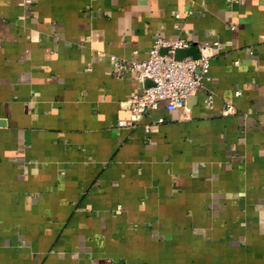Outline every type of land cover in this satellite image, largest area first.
<instances>
[{"label": "crops", "instance_id": "1", "mask_svg": "<svg viewBox=\"0 0 264 264\" xmlns=\"http://www.w3.org/2000/svg\"><path fill=\"white\" fill-rule=\"evenodd\" d=\"M157 37L220 46L135 117ZM0 264H264V0H0Z\"/></svg>", "mask_w": 264, "mask_h": 264}, {"label": "built area", "instance_id": "2", "mask_svg": "<svg viewBox=\"0 0 264 264\" xmlns=\"http://www.w3.org/2000/svg\"><path fill=\"white\" fill-rule=\"evenodd\" d=\"M187 46L189 42L185 39L166 40L157 37L147 59L116 61L115 64L119 71L136 72L138 79L143 83L147 79L151 80L150 85H144L141 93L128 100L135 117L156 110L160 105H164L170 111L186 109L187 99L203 86L206 79L210 78L211 55L206 52L212 46H220V42L207 41L202 44L200 57L177 58L176 49ZM162 47H168V51L162 52ZM212 100L213 96L210 95L208 98L210 105ZM232 109V106L228 104L225 113L231 112ZM163 121V117H158L157 122Z\"/></svg>", "mask_w": 264, "mask_h": 264}]
</instances>
